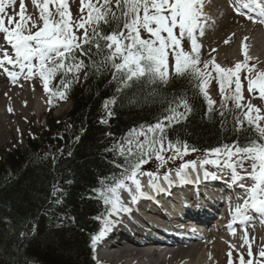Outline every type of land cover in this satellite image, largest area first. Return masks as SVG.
<instances>
[{
    "label": "snow or ice",
    "instance_id": "snow-or-ice-1",
    "mask_svg": "<svg viewBox=\"0 0 264 264\" xmlns=\"http://www.w3.org/2000/svg\"><path fill=\"white\" fill-rule=\"evenodd\" d=\"M15 4L16 0H0V33L3 34L5 45L0 47V72L14 85L21 78L30 80L38 76L45 93L49 95L50 105L54 99H66L68 90L88 66L84 57L91 59L95 55L100 59L92 60L91 67H95L97 71L101 68L110 69L112 78L119 79L118 91L130 82L144 77L153 82L166 81L171 67V72L177 76L190 75L192 79L198 80L195 87L208 98L206 85L214 72L215 76L212 78L217 82L221 98L219 115L226 117V113L235 111L234 130H251L256 134L246 137L244 145L235 141L204 150V155L198 162L183 161L184 156L199 150L190 147L185 141L169 139L167 129L187 119L191 112V107L184 98H179L175 107L170 106L171 114L155 124L131 129L122 141L113 148L106 149L116 151L124 163L115 165L120 169L119 175L102 178L101 188L93 190L102 199L108 213L103 218L105 227L98 236L93 237L94 243L102 239L104 232L118 222L109 217L131 212L132 209L125 203L121 191L128 194L130 203L148 196V192L144 191L145 185L141 183V176L148 177L147 188L151 192L163 193L165 189L160 184L161 178L167 185L187 183L188 169L198 173L205 165L216 167L218 172L229 171L234 185L245 179L252 181L250 185L239 183L244 195L237 197L242 203L231 209L233 222L247 224L251 222L253 212L264 217V126H261V121H264V106H256L251 102L252 98L257 97L264 102V70L257 69L255 64L249 66L248 56L232 68L216 64L214 57L204 61L202 69L198 67L201 63L202 46L198 43L197 36L203 35L208 21L204 12V0H114V7L113 0H79L76 16L73 15L68 0H32L39 12L42 26H38L37 21L27 15L25 0H19V11L10 14L7 9L14 8ZM233 7L237 14L253 23L264 24V0H234ZM105 26L110 31L105 32ZM185 40L189 41L190 50H185ZM228 42L225 40V44ZM57 75L60 76V83L52 85L51 82ZM87 75L88 72H84V76ZM245 81L249 100L242 103ZM229 102L232 104L231 108ZM109 103L105 101L104 104L108 118L113 115ZM207 103L210 107L206 115L211 117V106L215 101L208 98ZM26 104L25 101V106ZM8 111L11 113L13 109L9 107ZM99 122L106 124L108 119L101 117ZM153 160L156 162V171L144 169L143 166ZM176 160L182 162L174 170L175 180L172 179V169L164 171L161 177V169L169 161ZM247 162L250 164L245 167ZM209 175L207 171L204 172L206 179ZM211 176L215 179L217 173H212ZM61 191L62 189L54 187L52 196L56 197ZM53 203L60 204L62 200L55 199ZM185 206L188 207L187 204ZM227 227L232 230L231 223ZM26 235L25 232L20 233L21 238ZM93 251L95 252V247ZM228 255L229 264H232V253L229 252ZM239 256L240 264H264V247L258 253L261 259H253L251 244H248L249 258L245 260L242 253ZM93 259L96 260L95 255ZM96 264L100 262L97 260Z\"/></svg>",
    "mask_w": 264,
    "mask_h": 264
},
{
    "label": "trees",
    "instance_id": "trees-1",
    "mask_svg": "<svg viewBox=\"0 0 264 264\" xmlns=\"http://www.w3.org/2000/svg\"><path fill=\"white\" fill-rule=\"evenodd\" d=\"M99 59L84 57L88 66L68 90L66 99L72 104L63 118L48 114L37 137L26 138V148L15 147L0 156V264H96L91 240L107 211L93 190L101 188L102 178L119 175L115 165L124 163L116 151L106 149L131 129L170 115L169 107L179 98L188 101L191 112L167 129L173 141H185L204 154L235 141L244 145L246 137L256 135L234 130L235 111L219 115L221 98L207 116L208 105L195 87L199 81L190 75L173 74L168 84L144 77L118 91L119 79L112 78L110 69L91 67V61ZM51 83L58 85L60 76ZM105 101L110 102V118ZM101 117L108 123L101 124ZM54 187L62 189L56 197ZM55 199L62 203H53ZM21 232L27 235L21 238Z\"/></svg>",
    "mask_w": 264,
    "mask_h": 264
},
{
    "label": "rangeland",
    "instance_id": "rangeland-1",
    "mask_svg": "<svg viewBox=\"0 0 264 264\" xmlns=\"http://www.w3.org/2000/svg\"><path fill=\"white\" fill-rule=\"evenodd\" d=\"M29 0H25L27 13L30 12L28 7ZM69 7L73 13L74 16L78 14V8H79V0H68ZM16 4L19 5V0H16ZM9 7L7 11L11 13V11L17 10V6ZM205 4V2H204ZM31 6V4H30ZM113 6H114V0H113ZM33 12L36 10V8L32 5ZM19 9L16 11L18 12ZM204 12L208 17L207 24L204 28V33L202 36L198 35V43L202 46L200 48V61L201 65L203 66L204 61L212 60L213 57L215 58V63L219 64L222 67L230 68L235 65V63L243 62L245 59V56L250 57L248 60L249 66L255 64L257 69L264 70V63L257 62L258 58H255L256 56H259L263 59L264 56V32H262V29L259 26L250 27V22L245 21L242 17V15H239L237 13L231 12L230 10L227 11V14H225L224 17H220L216 15V9L214 8H207L204 7ZM18 19V17H17ZM251 26V25H250ZM79 34V33H78ZM225 40H228L229 42L225 44ZM258 42V45L255 44V42ZM245 42L247 43L245 45ZM185 50H190V43L189 41L185 40L184 42ZM215 49V51H212ZM244 55H241L242 53ZM239 56L240 59H239ZM229 60H232L229 61ZM169 77H171V67L169 69ZM244 70L241 72V76L243 77ZM215 76V73H212V77ZM212 77H209V80L213 83V86L218 90V85L215 79ZM42 82V81H41ZM26 87L23 85L21 89ZM29 87V93L31 95L30 102L31 104L36 100L34 99L36 97V92L43 91L42 84L38 85L34 83L33 87ZM24 91H19V94L21 95ZM45 91H43L44 93ZM243 96L244 100L242 103H247L249 100V94L247 92V82L245 81L243 84ZM251 102L256 106H264V102H262L258 97L252 98ZM11 107V105H8ZM38 104L35 105H23L22 102L17 103L16 110H18V113L21 114V117L17 119V126L11 127V122L16 120L15 118H9L5 117L0 126L1 134H0V155H2L5 151L8 149H13L14 147L18 146L20 148H25V138L28 136H35L37 135L39 129L43 126H45V115L47 113V105H45L44 108H42L43 111L38 113L37 109ZM61 108V107H60ZM54 109L51 112L52 117L54 118H61L64 117L65 113L70 108V103H67L66 105L62 107V109ZM33 114V115H32ZM262 114H264V107H262ZM3 125V126H2ZM261 126H264V121H261ZM167 155V153H166ZM200 153L194 152L190 153L189 155H186L182 158L183 161H188L192 158L199 157ZM182 160H176V161H169L166 166L161 169L160 172L166 171L168 168H173L175 166H178L182 162ZM146 170L150 171H156V162L153 160L152 163L145 166ZM222 232L221 235H223L226 238V230L222 229L220 230ZM218 231H212L210 233L209 237H205L204 240L208 244L209 240L208 238H211L214 240V234H217ZM253 233H251L252 235ZM255 236V235H252ZM210 239V241H211ZM236 244L232 246L231 244H228L227 242H220L213 244L211 247L205 248L201 254L200 259L202 261V264H229V255L228 253L231 252V261L232 264H237L240 260L239 254H243V258L246 259V253L240 248V244L237 242ZM261 247H264L263 241H258L254 244L253 248L251 249L254 253L257 251L256 255H258V251ZM122 250L127 247H121ZM120 248V249H121ZM118 249V248H116ZM255 254V253H254ZM224 257V259H222ZM255 257V255H254ZM116 264V263H115Z\"/></svg>",
    "mask_w": 264,
    "mask_h": 264
},
{
    "label": "bare ground",
    "instance_id": "bare-ground-1",
    "mask_svg": "<svg viewBox=\"0 0 264 264\" xmlns=\"http://www.w3.org/2000/svg\"><path fill=\"white\" fill-rule=\"evenodd\" d=\"M205 2V6L207 8H214L216 9V15L220 16V17H224L225 14H227L226 9H225V5L223 4L222 0H204ZM247 43L245 42V45ZM256 45H258V42H255ZM256 58H260L259 56H256ZM17 101H26L27 105H31L26 97L24 95H18V94H14V88L12 87H0V110L3 111L0 112V126H1V122L5 117H9V118H15L16 120L11 122V127H15L17 126V119L18 117H21V114L18 113V110H16V102ZM8 105H12L13 106V111L10 113L7 109L9 108ZM3 126V125H2ZM0 134H1V130H0ZM199 167V164H198ZM189 174H194L197 172L192 171L191 169H188ZM175 174V171L173 172ZM144 177V176H141ZM140 177V178H141ZM141 183H144L143 185H145L144 191L148 192L149 189L147 188V181L144 179H141ZM223 227H220L217 231V234H214V240L211 242L212 244H216V243H220V242H228L230 240V238H225L222 234V232H220V230ZM232 235V234H230ZM202 238L197 239V240H185L184 243L182 244H172L167 246L168 247V255H167V260L166 261H160L159 264H202V261L200 259V254L201 252L207 248L205 243L200 242ZM195 241H198L197 243ZM209 246V245H208ZM126 252V250H122L121 253ZM130 253V255L132 256H139L137 257L138 259L140 258V256L137 253H133V252H128ZM157 253L156 252H152L149 257L155 258L157 257ZM124 254H121L119 257L122 258L120 264H125L126 261H124ZM151 262H153L151 260ZM133 264V263H131ZM137 264V263H136ZM152 264V263H151ZM156 264V263H153ZM207 264V263H206ZM210 264V263H209Z\"/></svg>",
    "mask_w": 264,
    "mask_h": 264
}]
</instances>
